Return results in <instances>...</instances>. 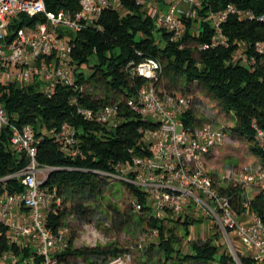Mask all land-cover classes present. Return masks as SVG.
<instances>
[{
	"label": "trees",
	"instance_id": "1",
	"mask_svg": "<svg viewBox=\"0 0 264 264\" xmlns=\"http://www.w3.org/2000/svg\"><path fill=\"white\" fill-rule=\"evenodd\" d=\"M48 8L56 10L62 6L71 9L79 7V0H46ZM198 16L187 21V31L181 41H171L165 31H156V17L134 1H123L122 9L105 10L99 23L102 29L89 27L77 33H70L74 43L72 53L76 70V85H59L52 97L38 90L37 85L22 86L16 83L0 82V103L5 106L12 121L19 125L34 127L38 145V160L51 167L43 186L57 192L63 201L70 200L74 208L86 215L85 198L98 197L103 193V182L98 171L112 172L120 162L132 159L134 154L150 153L146 146L145 133L158 124L134 112L127 106L126 98L135 96L138 89L148 80L132 75L131 65L148 57L162 61L161 82L168 79L176 89L167 92L173 95L193 94L178 89L180 83L192 85L201 83L205 90L218 102L223 112L232 115L234 133L249 142L251 153L264 165V52L258 44L264 45V0H201ZM234 4L242 11H251L253 17H241L233 13L222 23L229 46L200 49L210 43L216 33L211 13ZM37 18L22 14L12 22L13 32L19 27L32 26ZM196 42V47L190 45ZM199 52V58L195 51ZM242 51V53H241ZM89 69V73L86 69ZM87 81H94L105 88L106 97L95 99L91 93H84L81 87ZM160 84V82L158 83ZM115 94L109 99V92ZM78 97L87 107H99L108 102L121 101L119 122L113 127L85 120L72 99ZM195 98V97H194ZM195 112L184 119L191 123ZM65 122L74 125L78 132L79 147L83 156L71 157L61 148V142L49 132L59 130ZM11 129L0 128V178L24 168L29 159L11 146ZM12 190L22 191L24 186L17 178L7 180ZM142 204H146L143 193L130 186ZM235 210L243 215L253 211L264 220V190H257L247 198L240 185L228 186ZM249 202L245 207V202ZM151 208L144 206L143 216L138 220L145 230H157L149 251H144L139 264H184L185 262H219L235 264L233 255L222 251L223 244L210 238L199 242L189 240L192 227L205 219L180 216L178 219L157 218L150 215ZM69 211L62 204H52L47 213V224L54 231L68 225ZM216 236V234H215ZM189 240V251H183L184 240ZM11 249L25 263L36 255L40 264L42 255L30 247L10 244L7 228L2 229L0 251ZM128 251L118 241L107 245H76V235L69 237L68 248L59 253L63 264H77L82 258L88 264H106L108 257ZM243 264H257L251 257L240 255Z\"/></svg>",
	"mask_w": 264,
	"mask_h": 264
},
{
	"label": "built area",
	"instance_id": "2",
	"mask_svg": "<svg viewBox=\"0 0 264 264\" xmlns=\"http://www.w3.org/2000/svg\"><path fill=\"white\" fill-rule=\"evenodd\" d=\"M126 0H79V7L71 9L48 8L46 0H0V82L22 86L37 85L52 97L59 85L75 86L76 70L72 53L74 43L70 33L89 27L102 29L99 19L105 10L122 9ZM142 5L156 17V31H165L171 41H181L187 31V21L198 16L201 0H131ZM253 17L251 11H242L234 4L211 13L216 33L210 43L200 49L229 46L222 23L230 14ZM25 14L37 18L32 26H22L13 32V21ZM264 52V45L258 44ZM132 75L148 81L135 96L126 98V103L137 114L149 118L158 125L145 133L146 146L150 153L134 154L132 159L120 162L112 172L98 171L110 185L122 183L131 191L133 207L143 212L144 206L151 208L150 215L157 218L180 216L214 219L225 237L235 264H243L240 255L251 257L257 264H264V220L255 212L247 210L240 215L234 208L228 186L218 181L208 168V156L221 148L229 139L225 127L213 123H201L196 117L189 123L184 119L194 112L195 98L192 95H173L161 92L162 61L148 57L131 65ZM86 93L85 84L81 87ZM100 99L104 97H94ZM78 113L88 121L107 127L119 122L121 101L108 102L99 107H87L78 97L72 99ZM11 129V146L25 154L28 164L21 170L0 178V238L7 228L10 244L32 248L42 255L40 264H63L58 254L69 246L70 226L54 231L47 224V213L52 204H61L62 198L55 191L44 188L51 167L38 160L40 139L30 124L19 125L0 103V128ZM61 142L62 150L71 157L83 156L79 147L78 132L74 125L65 122L59 130H51ZM259 137L264 131L259 129ZM237 179L257 190H264V165H244ZM17 178L24 186L22 191L12 190L7 180ZM237 182L235 185H239ZM130 186L139 189L146 198L142 204ZM249 202L244 206L248 207ZM157 236L158 231L153 230ZM234 237L241 240L244 252L237 250ZM91 246H95L91 244ZM0 264H36V255L25 263L11 249L0 251ZM106 264H133V254L126 251L108 257Z\"/></svg>",
	"mask_w": 264,
	"mask_h": 264
},
{
	"label": "rangeland",
	"instance_id": "3",
	"mask_svg": "<svg viewBox=\"0 0 264 264\" xmlns=\"http://www.w3.org/2000/svg\"><path fill=\"white\" fill-rule=\"evenodd\" d=\"M190 45L196 47V42L191 41ZM195 56L199 58L197 50ZM86 70L89 73V69ZM158 86L167 92L176 89L168 79L160 81ZM178 89L194 95V112L197 121L209 122L226 128L229 139L224 146L218 149L220 151L219 157L214 158L213 153L208 156V168L218 181L224 182V185H235L239 182L237 179L241 178L244 165L257 164L261 161L251 153L248 140L234 133L231 128L235 125L234 117L222 111L218 102L205 90L201 83L186 85L181 82ZM38 90H41V87H38ZM85 90L86 93H91L96 98L106 97L105 88L101 84L94 83V81H87ZM114 95L113 91L109 92V99L115 97ZM103 184L102 194L98 197L92 196L84 199V205L87 207L86 215L77 211L72 201L64 202L63 199L61 200V204L69 211L66 218L71 229L69 237L72 234L76 235L78 247L91 246V244L95 246L107 245L118 241L121 246L132 252L133 264H139L142 253L149 251L153 239L157 236L152 235V231L145 230L144 226L140 224L138 218L144 214L134 210V197L126 185L122 183L110 185L108 181H104ZM239 185L245 190L247 198H251L258 189L245 182H239ZM191 229L192 234L189 240L204 242L212 237L223 244L222 251L229 250L231 253L225 237L216 226L214 219L209 218L198 222ZM189 240H184L181 246L183 251H189ZM233 241L238 251H245L241 240L234 237ZM75 261L77 264H88L82 258H77ZM184 264L220 263L215 261L210 263L185 262Z\"/></svg>",
	"mask_w": 264,
	"mask_h": 264
},
{
	"label": "crops",
	"instance_id": "4",
	"mask_svg": "<svg viewBox=\"0 0 264 264\" xmlns=\"http://www.w3.org/2000/svg\"><path fill=\"white\" fill-rule=\"evenodd\" d=\"M219 149V148H218ZM218 149L214 150L213 151V157L216 158V157H219L220 155V151H218ZM257 159H259L258 157H256ZM211 162V160L209 161V163Z\"/></svg>",
	"mask_w": 264,
	"mask_h": 264
}]
</instances>
